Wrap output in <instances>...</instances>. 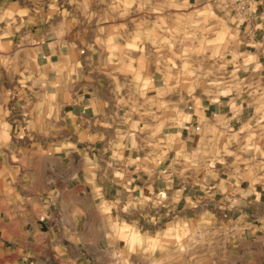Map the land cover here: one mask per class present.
<instances>
[{
    "label": "crops",
    "instance_id": "obj_1",
    "mask_svg": "<svg viewBox=\"0 0 264 264\" xmlns=\"http://www.w3.org/2000/svg\"><path fill=\"white\" fill-rule=\"evenodd\" d=\"M229 10L187 99L154 58L0 0V264H264V3Z\"/></svg>",
    "mask_w": 264,
    "mask_h": 264
},
{
    "label": "rangeland",
    "instance_id": "obj_2",
    "mask_svg": "<svg viewBox=\"0 0 264 264\" xmlns=\"http://www.w3.org/2000/svg\"><path fill=\"white\" fill-rule=\"evenodd\" d=\"M53 25L93 47L120 44L123 52L152 57L169 68L167 81L187 99L206 95L210 63L231 40L227 7L209 0H40ZM205 5V6H204ZM49 17V16H48ZM219 64L220 60H219ZM196 71V72H195ZM198 74V75H197ZM200 74V75H199Z\"/></svg>",
    "mask_w": 264,
    "mask_h": 264
},
{
    "label": "built area",
    "instance_id": "obj_3",
    "mask_svg": "<svg viewBox=\"0 0 264 264\" xmlns=\"http://www.w3.org/2000/svg\"><path fill=\"white\" fill-rule=\"evenodd\" d=\"M229 8L241 16H249L252 12V5H255L259 2L264 3V0H229ZM26 264H34V261H26ZM111 264H122L120 260L114 259Z\"/></svg>",
    "mask_w": 264,
    "mask_h": 264
}]
</instances>
